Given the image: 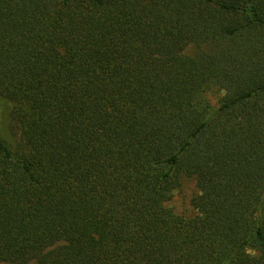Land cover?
Listing matches in <instances>:
<instances>
[{
  "label": "trees",
  "instance_id": "1",
  "mask_svg": "<svg viewBox=\"0 0 264 264\" xmlns=\"http://www.w3.org/2000/svg\"><path fill=\"white\" fill-rule=\"evenodd\" d=\"M0 101V264H264V0H0Z\"/></svg>",
  "mask_w": 264,
  "mask_h": 264
},
{
  "label": "rangeland",
  "instance_id": "2",
  "mask_svg": "<svg viewBox=\"0 0 264 264\" xmlns=\"http://www.w3.org/2000/svg\"><path fill=\"white\" fill-rule=\"evenodd\" d=\"M196 48L193 45H190L186 49L187 54H194ZM223 97V92L219 89L218 86L210 84L206 86L200 93L199 98L203 102L210 104L212 107H217L220 104V101ZM11 105L7 102L0 101V125L4 135H8L9 141L13 139L12 130H11V119L9 117V112ZM196 193V188L192 181H186L181 189H178L174 192L170 206L173 210L184 217H191L195 214V210L191 205V198ZM7 264V263H2Z\"/></svg>",
  "mask_w": 264,
  "mask_h": 264
}]
</instances>
